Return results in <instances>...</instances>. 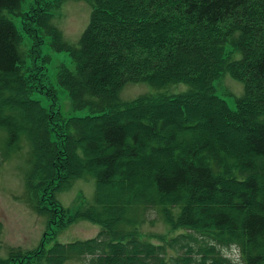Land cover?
<instances>
[{
	"label": "trees",
	"instance_id": "16d2710c",
	"mask_svg": "<svg viewBox=\"0 0 264 264\" xmlns=\"http://www.w3.org/2000/svg\"><path fill=\"white\" fill-rule=\"evenodd\" d=\"M83 1L72 44L50 22L61 0H0V167L28 148L26 202L47 226L0 264H232L221 248L264 264V0ZM48 38L75 66L55 83ZM226 74L244 86L236 109L217 94ZM128 83L155 92L123 101ZM91 178L72 214L58 195ZM152 211L166 232L142 229ZM78 220L101 230L58 242Z\"/></svg>",
	"mask_w": 264,
	"mask_h": 264
},
{
	"label": "rangeland",
	"instance_id": "374dc122",
	"mask_svg": "<svg viewBox=\"0 0 264 264\" xmlns=\"http://www.w3.org/2000/svg\"><path fill=\"white\" fill-rule=\"evenodd\" d=\"M31 1V0H29ZM55 1V0H54ZM27 3H23V9ZM50 22L59 30L62 40L69 43H77L82 33L88 26L91 17V6L83 0H61V4L53 10ZM17 25L19 19H15ZM51 39L43 45V53L50 54L51 63L47 66V74L53 83L56 82L57 66L64 62L71 69L74 64L67 54L52 50L49 46ZM30 46V43L27 45ZM236 56H239L237 53ZM44 65V64H43ZM217 94L225 99L232 109H236V98L242 96L244 86L241 82L233 79L229 74L224 75L215 83ZM187 88L184 84H178L171 88L174 93ZM59 91V90H58ZM57 91V92H58ZM155 89L146 83H128L120 94L123 101L134 100L142 95L154 93ZM63 103V112L68 116L74 114L69 95L59 92ZM4 133L0 131V142L4 141ZM27 147L0 167V257L8 258L12 251H26L35 249L47 232L46 219L39 216L26 202L25 173L29 168ZM95 179H79L66 192L58 195L72 214L83 203L94 202ZM154 224L146 222L142 229L148 233L166 232L168 227L161 221L155 212H149ZM101 227L85 220H78L59 233L56 240L61 243L73 242L94 238L100 232ZM66 264H82L76 260H69Z\"/></svg>",
	"mask_w": 264,
	"mask_h": 264
},
{
	"label": "clouds",
	"instance_id": "9594fccd",
	"mask_svg": "<svg viewBox=\"0 0 264 264\" xmlns=\"http://www.w3.org/2000/svg\"><path fill=\"white\" fill-rule=\"evenodd\" d=\"M232 249L235 250L237 245L235 243H233L231 245ZM220 252L222 255H224L227 259L231 260L232 264H239V260H238V257H233L227 248H221L220 249Z\"/></svg>",
	"mask_w": 264,
	"mask_h": 264
}]
</instances>
